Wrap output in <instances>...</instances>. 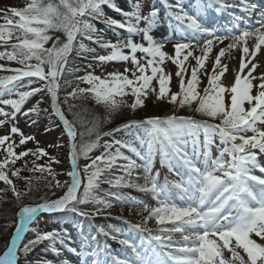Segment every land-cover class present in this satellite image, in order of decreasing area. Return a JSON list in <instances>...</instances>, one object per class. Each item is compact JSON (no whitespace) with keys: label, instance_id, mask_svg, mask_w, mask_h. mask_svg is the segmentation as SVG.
<instances>
[{"label":"snow or ice","instance_id":"6c2138e0","mask_svg":"<svg viewBox=\"0 0 264 264\" xmlns=\"http://www.w3.org/2000/svg\"><path fill=\"white\" fill-rule=\"evenodd\" d=\"M163 3L169 10L168 15L178 22L177 30L184 37V40L172 43L174 54L164 50L165 41H157L150 34L157 23L158 10L153 7L146 15H142L140 3L133 4L131 11H124L116 8L111 0H28L23 7L13 6L3 10L0 46L8 45L11 51H0V60L7 59L21 67L8 69L14 75L0 77V97L13 94L18 97L0 98V105L11 108V111H6L5 107H0V117H3L0 119V127L10 125L5 134H0V152L3 153L0 158V181L8 186L18 202L30 195L34 181L44 179L45 186L52 187L51 181L44 174L47 173L55 180L56 174L50 165L59 161L55 157H49L48 164H36L35 160L49 155L39 146L16 151L29 141H35L34 136L25 135L17 127V114L28 116L38 113L42 101H37L26 111H22V106L29 97L44 90L51 99L53 113L63 123L69 138V158L73 168L67 173L70 182H66V191L62 196L54 200L41 197L40 203L20 207L16 214L18 222L15 231L6 250L0 254V264H18L20 253L27 255L42 241H49L51 245L57 241L63 244L60 232H40L32 227L38 214L74 212L81 216H95L111 208L112 203L99 198L96 189L104 172L114 166L122 169L128 177H131L133 170L143 168L144 183L120 176L107 181L111 187H131L150 194L156 201V206L150 207L146 202L126 197L122 193H108L109 197L121 204H128L130 207L142 205L143 211L147 212L141 223L131 225L133 229L147 233L141 237V251L128 240H121L120 243L131 248L134 255L125 259L114 257L116 264H264V244L253 238L264 240V166L257 160V152L264 153V130L257 126L264 125V74L259 78L252 75L258 66L252 60L264 46V12L259 13L255 25L237 27L235 30L229 28L223 34H217L202 26L196 17L183 9L172 11L173 8H179V4H169L168 0H163ZM215 4L221 5L215 9L217 12L224 7L233 6L225 5L224 0H207L206 5L198 7L197 16L204 7L213 8ZM240 4L246 12L256 7L249 6L245 0H240ZM103 5L111 7L125 19L117 21L106 18L102 11ZM89 18H104V22L110 27L126 31L127 41L112 43L103 41L101 37H94L97 29ZM141 21L145 23L143 28L139 27ZM54 33H61L63 39L59 35H52ZM141 33L145 43L134 42L131 37ZM79 37L97 43L102 48L111 49L107 55L93 57L99 64L130 61L133 67L125 68L123 72H109L104 76L89 72L76 77L77 81L86 83L88 87L73 88L65 97L64 103H68L69 98L91 99L107 113L103 121L96 118L93 127L87 129V134H95V139L85 141V133L81 132L78 144L75 121L67 119L59 107L58 92L59 81L72 51L77 49ZM13 38L17 42L9 44ZM253 38L254 43L250 48L248 41ZM225 40L230 42L215 54L211 72H204L207 84L201 92L200 73L205 69L213 47L223 44ZM49 41H52L51 47H45ZM237 48L241 52L239 71L233 70L234 82L226 87L222 78L228 72V65L222 63V57ZM79 50L89 51L82 43H79ZM195 51H199L200 55L194 56ZM137 53L142 55L138 58ZM189 57L195 60V66L190 67V74L189 67L185 64ZM33 60L35 63H31ZM167 61L176 68L175 77L179 81L177 92L170 88L172 73L166 72L163 67ZM249 64L251 68L248 67ZM2 68L3 65H0V69ZM245 69H248L247 74H244ZM128 73H131V77ZM25 78L28 79L27 85L21 83ZM32 78L44 83L41 87H30L35 82ZM256 79H259V83L254 85L253 81ZM153 81L158 85V90ZM18 85L29 87L30 90L19 91ZM149 93L154 94L158 101H167L177 108L187 107L207 119L196 120L176 115L148 117L140 121H129L113 129L112 131L141 129L143 135L136 136L139 148L130 142L105 141L104 152L84 166L86 183H83L81 192L78 159L88 158L89 153L100 146L101 137L111 135L110 132L100 131L101 123H107L122 108L134 112L143 107ZM129 95L134 98L131 103L125 99ZM75 107L74 104L69 105V110ZM249 131L253 133L251 136L243 135ZM201 132L203 145L200 141ZM13 136L19 137L18 143L13 140ZM215 137L220 141L217 146L219 154L212 159L211 145ZM36 143L38 145L39 142ZM189 143L193 148L192 156L186 150ZM113 144L119 145L115 152L110 151ZM121 148H126L143 163L137 164ZM30 155L35 157L32 167H28L27 160H24L23 167L30 173H40V176H22V169L15 167L17 161ZM157 155L162 165H167L170 172L180 176L178 181L171 184L160 183L158 177L151 174L153 158ZM201 155L202 162L199 159ZM193 156L197 158L193 159ZM117 160L127 163L117 165ZM257 170L262 175L254 174ZM10 177L25 181V190L18 189ZM56 186L62 185L56 181ZM92 202L98 206L91 213L81 211L78 207ZM153 219L157 225L155 231L147 227L149 220ZM29 231L36 233L35 238L20 247L23 234ZM177 235L179 239L176 238ZM52 251L58 254L54 247ZM69 251L77 253L75 248H70ZM225 251L230 255H225ZM45 264L51 262L46 261ZM62 264H67V261ZM94 264L99 262L95 261Z\"/></svg>","mask_w":264,"mask_h":264},{"label":"rangeland","instance_id":"374dc122","mask_svg":"<svg viewBox=\"0 0 264 264\" xmlns=\"http://www.w3.org/2000/svg\"><path fill=\"white\" fill-rule=\"evenodd\" d=\"M131 3L135 4V3H140L141 5V14L142 15H146L148 13V10L144 7L145 5H149L147 4L148 2H144V0H130ZM163 1V0H161ZM170 1V0H169ZM112 4H115L116 8H121L124 11H131L132 10V6L131 7H127L128 3H126L125 0H111ZM16 4H21L19 3V0H0V24L4 23L3 20V10L7 9L8 7H13ZM15 7V6H14ZM144 7V8H143ZM102 11L105 13V17L106 18H112L115 19L117 21H123V18H120L116 13H114L113 11H110L108 9V7L106 5L102 6ZM90 22L95 26V28L97 29V32L94 33V37L98 36L101 37L103 41H110L112 43H117L118 41L120 42H126L128 39V33L125 31H114V29L112 27H108V25L104 24H100V22L95 23L94 21H92V18H89ZM94 20H98L96 18H94ZM99 20H104V18H100ZM134 22V21H133ZM158 22H160L159 18H158ZM175 25H177V23H175ZM139 27L143 28L145 27V23L143 21L140 22ZM162 27L157 26L155 29H161ZM54 35V34H52ZM55 36V35H54ZM61 38L63 39V35L61 34ZM133 39L134 42L136 43H145L143 41V36L142 34H138V35H133L131 37ZM180 40L177 41H173L171 40L169 42V44H166L169 46V48H167V52L169 54H174V50L172 48V43L178 42ZM17 42L15 40V38H13L11 41H9V44L11 43H15ZM79 43H82L86 49H88L89 51H81L79 50ZM79 43L77 44V49L73 50V57L71 58L69 64L66 67H69L66 69V71L72 76L70 77V79L64 81L66 83H74L70 89L73 90V88L79 86V87H88V85L86 83L83 82H79L77 81L76 77H81L86 75L89 72H93L95 75H99V76H104L109 72H114V71H119V72H123L125 68H129L131 69L133 66L131 64V62H109L107 64H99L96 60L93 59V57L95 56H99V55H107L111 49H105L99 46V44L97 43H93L92 41L84 38V37H79ZM249 44V42H248ZM52 45V41H49L48 44L45 45V47H51ZM92 49H94V51H91ZM0 51H11V48L8 47V45H3L0 46ZM125 52H127V49H124ZM85 54L86 58H83ZM215 46L213 47V51L212 53L209 54V58L206 61L205 64V69L200 73V78H201V85H200V90L202 92L203 87H202V83L204 84V86L207 84V77L204 75V72H211L212 70V63L214 61L215 58ZM142 54L141 53H137V57L139 58ZM193 55H200L199 51H195L193 53ZM212 62V63H211ZM31 63H35V61H31ZM71 64V66H70ZM186 66L189 67V74H190V67L195 66V60L192 57H189V60L185 62ZM210 64V67H208V65ZM0 65H3V68L0 70L2 71V73H0V77H4L6 74H9L11 71H9L8 69H13L18 65L17 63L13 62V61H8L7 59L4 60H0ZM89 65H91V67H89ZM174 71H176L175 66L173 65ZM129 76L131 77V73H128ZM223 78H222V82H223ZM24 85H27L28 81H24L21 82ZM38 84H32L30 87H39L37 86ZM40 85V84H39ZM153 85L155 87H157L158 90V85H156L155 81H153ZM41 86V85H40ZM170 88L173 92H177L179 91V81L178 78L174 77L173 79H171V83H170ZM63 89V90H61ZM17 90L19 91H26V90H30L29 87H20L19 85L17 86ZM65 90V88L63 86L60 87L59 92H63ZM256 89L253 91V94H255ZM58 92V96H59V101L62 100V98H64V96H60ZM41 96L43 97L44 100H47V94L46 93H42ZM37 94L29 97V101H26L25 104L22 106V111H26L27 109L31 108L33 105L36 104L35 100H36ZM3 99H15L18 98L15 96V94H13L12 96H8V95H3L2 97ZM50 98V97H49ZM125 99L127 100L128 103H131L133 101V97L131 95L125 97ZM51 100V99H50ZM0 107H5L6 111H11L10 106H3L0 105ZM46 107H50V103L47 100V104ZM245 107H247V105H245ZM77 108V115L79 114H85L87 116H92V119L95 120L96 118H99L100 120L103 121L104 117L107 115L106 110L102 107V106H98L94 103V101H90V100H84L82 99L80 102H78V106H76ZM94 113V115H93ZM176 114H188V115H194V116H198V117H202L207 119L206 117L201 116L198 113H195L192 110H189L187 107L185 108H177L174 105L168 103L167 101H163V100H156V97L154 94L149 93V95L147 96V98L145 99L144 102V106L137 108L134 112L128 108H122L118 113L113 114L110 118L109 121L107 123V126L104 128V131L102 132H110L111 135H107V136H102L100 139V146L93 149L89 155L88 158H81V166L84 169V166L86 165V162L91 161V159H94L96 156H99L101 153L104 152V143L105 141L112 143L114 141H128L127 143H129L130 141V134H134L135 136H137V134L143 135V131L141 129H136V128H131V129H121L120 131H112L113 129L118 128V124L121 122H124V124L128 123L129 121H133V120H142V118H146V117H152V116H156V117H166V116H172V115H176ZM3 117H0V119H2ZM126 120V121H125ZM215 122H219V121H215ZM16 125L17 127L20 128V130L25 134V135H30V136H34L35 137V141H29L26 145L24 146H20L19 149H17L16 151L19 152L20 150H23L25 148H31V149H35L37 146L43 148L49 155L42 157L41 159L38 160V164L40 165H45L49 163V157H55L56 160L59 161V163H51L50 167L51 169L55 172L56 177L55 180L52 179V177L50 175H48L47 173L44 174V176L47 178L48 181H51L52 183V187L48 188L45 186V180L41 179L40 181H34V185H33V189H32V197L28 200V202H37L39 200H41V197L46 198V196L49 197V195L54 194L55 192H58L61 188H63L66 185V182H68V180L70 179V177L67 175V173L69 171H71L72 169L70 168V166L68 165V161H67V157H65L64 159H60L61 154L58 155L57 153H59L58 150L63 149V146L60 145L62 144V141H58L57 140V132L54 131V129L50 130V129H46L44 124L41 123H45L46 122L40 118H36L33 117L32 115H28L25 116L22 113L21 114H17L16 117ZM9 124H5L4 126L0 127V134H5L8 131L9 128ZM51 127H54L53 125H51ZM260 127L262 130H264V126L260 125L258 126ZM134 132V133H133ZM249 136V134H246ZM216 141H218V143L216 144V150L218 151L217 146L220 145V141L218 137H215ZM13 140H15L17 143L19 141V137L18 136H13ZM91 140V139H90ZM36 141H38V145L36 143ZM119 147V145L113 144V147L110 149L111 152H115L116 148ZM124 154H127L125 151H123V149H120ZM67 153H68V149H67ZM69 154V153H68ZM3 153L0 152V158H2ZM67 155V154H66ZM131 159L135 160L134 157L130 156ZM227 156H225V160H227ZM80 161V159L77 161V164H79L78 162ZM136 161V160H135ZM18 162V161H17ZM137 163V161H136ZM137 164H141V163H137ZM117 165H120L119 163H117ZM78 167V166H77ZM155 167V161L153 160L152 163V167L151 170H153V168ZM114 171L112 172L113 174H115V178L120 177V176H124L125 179H131L134 182H138L143 184L144 180V170L143 168H140L142 171H136L133 170L131 177L125 176V173L122 169H120L119 167L114 166ZM120 169V170H119ZM81 170V169H80ZM115 170H117V173H115ZM33 174V173H31ZM40 173H35L34 176H40ZM33 176V175H32ZM139 177V179L137 180V178ZM14 181L15 184L20 185V190L23 188L24 186V181L23 180H17L14 177H11ZM113 179V180H114ZM56 181H59L60 184L62 185L61 187H57L56 186ZM108 186V192H114V193H121L122 189L124 191V196L126 197H132L136 200L139 201H144L146 202L150 207L152 206H156V201L155 200H151L152 197L151 195L144 193V192H140L137 191L134 188L131 187H111L110 184L107 185ZM66 187V186H65ZM0 189H2L3 191H0V201L1 203L4 202L1 206L0 204V250L3 249L4 245L10 241V237H9V231H10V222L13 220L12 216H13V212L16 209V211H18L20 209V207H22L23 205H25V203H22V201H8V200H12V198H7L2 200L3 198H5L6 196H10V189L8 188L7 185H5L2 181H0ZM62 194V193H61ZM126 194V195H125ZM151 197V198H150ZM144 198V199H142ZM148 199V200H145ZM7 201V202H6ZM111 203L113 204V208L112 212L115 213V215L117 217H121L124 219H127V221L129 222H135V223H141L143 221V218L145 216H147V212L143 211V206H129L128 204H121V203H116L114 201H111ZM27 205H31V204H27ZM98 205H96L94 202L92 203H87L86 206L83 207H89L90 211L94 208L97 207ZM109 210V209H108ZM15 211V212H16ZM111 211V210H110ZM54 218H56V224L55 227H60L61 223L62 225H66L70 226V224L68 223L69 221H73L74 217H72V215L70 213H62V214H58L55 215ZM45 222L49 225L46 224L45 229H54L53 226H50V222L48 218H44ZM52 221V220H51ZM99 227L103 228L104 230H107V224H112V225H118L117 221L115 220V222H112L110 220H97ZM54 224V222H52ZM39 226V225H38ZM37 227V225H36ZM41 227V226H40ZM147 227L149 229L152 230H156L157 225L155 223V220H149ZM42 228V227H41ZM108 236V234H107ZM179 236L177 235V238ZM255 239H257V242L264 244V240H259V238L253 237ZM6 245H5V249L6 250ZM47 255L45 254L44 256H41L42 260L40 259V261L42 263H45L46 261H50L51 264L54 263L53 259L50 258V253L51 251L47 249ZM241 254L242 250H241ZM225 255H230L229 253H227V251H225ZM246 258V257H245ZM58 263H54V264H60V260H57Z\"/></svg>","mask_w":264,"mask_h":264},{"label":"trees","instance_id":"16d2710c","mask_svg":"<svg viewBox=\"0 0 264 264\" xmlns=\"http://www.w3.org/2000/svg\"><path fill=\"white\" fill-rule=\"evenodd\" d=\"M58 34H59V33H58ZM81 100H82V99L73 100V99H70V98H69L68 103H64L65 98H63L62 103H61V105H62V109H63V111H64V113H65L66 118L69 119L70 121H73V120L75 121V128H76V131H77L76 142H77L78 144H79L80 141H81V136H80V133H81V132L85 133V135H84V137H83V139H84L85 141H88V140H90V139H91V140H94V139H95V134H93V135H91V136H89V135L87 134V129H88L89 127H93V121H94V120L92 119V116L89 117V116H87V115H85V114H79V115H77V113H76L77 108H76V107H75V108H72L71 111L69 110V105H73V104H74V105L78 106V102H80ZM84 100H90V101H92L91 99H84ZM93 115H94V113H93ZM101 121H102V120H101ZM120 123H121V122H120ZM106 126H107V124L101 123L100 131H101V132L104 131V128H105ZM62 153H63V149H60V150H59V155L62 154ZM24 160H27V161H28V167H32V161L35 160V157H32L31 155L28 156V157H25V158H23L22 160L18 161V162L16 163L15 167H19V168L22 169V171H21V175H22V176H32V175H34V174H31L30 172H28L26 169H24V167H23V165H24ZM35 163L38 164V160H35ZM107 178H108V176H107V175H104V176L100 179L99 186L103 183L104 180L106 181ZM81 180H82V185H83V183H86V178H85V176H82V177H81ZM82 185H81V189H80L81 192H82V190H83ZM16 186H17V184H16ZM17 188L20 189V185H18ZM63 189H64V187L61 188L58 192H55L54 194L49 195V197L46 196L45 199L53 200V199L59 197V195L63 192ZM21 190H25V181H24V186H23V188H22ZM31 194H33L32 191H31V193H30L29 196H25V197H23L20 201H22V203H25V205H27V204L34 205V204H37V203L42 202L41 200H39V201H37V202H28V200L32 197ZM7 198H12V200H8V201H14V200H16L15 197L13 196L12 192L10 193V196L8 195V196H6L5 198H3L2 200L7 199ZM29 201H30V200H29ZM6 202H7V201H6ZM3 203H4V202L1 203V201H0L1 206H2ZM16 209H17V207H16ZM16 209H15L14 211H16ZM0 212H1V209H0ZM12 218H13V220L10 222V226H13V224H14V222H15V212H13V216H12ZM1 250H2V249H1ZM1 250H0V251H1Z\"/></svg>","mask_w":264,"mask_h":264},{"label":"bare ground","instance_id":"6f19581e","mask_svg":"<svg viewBox=\"0 0 264 264\" xmlns=\"http://www.w3.org/2000/svg\"><path fill=\"white\" fill-rule=\"evenodd\" d=\"M215 9L216 8H211L210 11L217 12ZM218 13H219L218 14L219 16L226 15L225 12L220 11ZM219 23H231V21L229 19H226V18H220ZM154 32H155V40H157V41H162V40L165 41V40L174 39V37H177V34L169 36L168 34L165 33V31H163L161 29H156ZM219 32L224 33V31L221 29L219 30ZM229 42H230L229 40H225L223 42V44L216 45L215 46V53H217L219 51V48L226 47ZM248 42H249L248 45L251 48V45L254 43V38L249 40ZM167 48H169V46L165 44L164 50L167 51ZM240 55H241V52H240L239 48H237V49L231 50L229 53H226L225 57H222V63L228 65V72L223 77L224 81L222 82L226 87L231 86V84L234 82V79H235V71H239ZM246 60H247V58H246ZM252 63H256L258 65L257 68L252 72V75L259 78L261 76V74H264V46H262V50L257 54V56L255 58H253ZM163 67L165 68L166 72L172 73V79H173L175 77V71H174L172 63L170 61H167ZM208 67H210V64L208 65ZM248 67L251 68V64H249ZM233 70H235V71H233ZM247 71H248V69H245L244 74H247ZM258 83H259V79H256L253 81L254 85H256ZM202 87H204L203 83H202ZM255 89L256 88L254 87L253 91ZM41 124H45V123H41ZM45 127H46V129H49L48 126H45ZM56 136H57V134H56ZM42 217L43 218H49L48 215H44ZM118 227H121V225Z\"/></svg>","mask_w":264,"mask_h":264}]
</instances>
